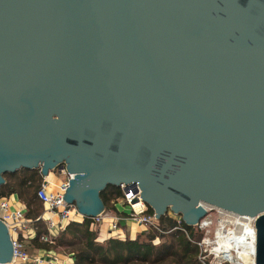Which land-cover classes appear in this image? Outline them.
Listing matches in <instances>:
<instances>
[{"label": "water", "instance_id": "95a60500", "mask_svg": "<svg viewBox=\"0 0 264 264\" xmlns=\"http://www.w3.org/2000/svg\"><path fill=\"white\" fill-rule=\"evenodd\" d=\"M33 168L84 216L136 183L158 218L250 217L264 264V0H0V186Z\"/></svg>", "mask_w": 264, "mask_h": 264}, {"label": "trees", "instance_id": "16d2710c", "mask_svg": "<svg viewBox=\"0 0 264 264\" xmlns=\"http://www.w3.org/2000/svg\"><path fill=\"white\" fill-rule=\"evenodd\" d=\"M4 178L0 198L16 194L24 204L25 217L33 221L40 215L43 206L36 196V190L42 184L39 168L5 173ZM100 197L106 211L121 214L116 206L122 197L118 186L107 185L100 192ZM148 212L153 210L149 208ZM157 223L162 232L145 229L134 238L108 237L100 242L95 224L91 219L84 218L80 222L68 223L50 243L39 239L40 235L47 234V228L42 220H38L33 222L36 235L31 242L37 248L54 249L69 256L72 258L69 264H204L199 259L197 245L203 235L202 229L186 225L183 221L178 225L167 213ZM18 238L23 240L25 236L20 233ZM155 240L159 242L155 243Z\"/></svg>", "mask_w": 264, "mask_h": 264}, {"label": "built area", "instance_id": "2783aa9c", "mask_svg": "<svg viewBox=\"0 0 264 264\" xmlns=\"http://www.w3.org/2000/svg\"><path fill=\"white\" fill-rule=\"evenodd\" d=\"M64 175V179L61 181L52 184L51 189H47V186L50 183H42L40 187L36 190V196L44 206V211L42 215L36 217L33 221L25 217V210L22 207L11 208L8 198H0V221H2L8 228L12 243V256L10 261L5 264H53L51 261L42 259L39 256L29 254L25 248L23 240H20V233H28L30 230L29 223L34 221L44 220L47 228V233L55 230L63 229L68 223L71 222H80L84 218L91 219L94 224L106 221L108 223V237H114L119 239H124L125 233L121 230L119 233L117 231L120 229V221L125 219L127 221H132L138 226H142L145 229H154L162 232L158 227V218L154 212L149 213V207L143 202L140 196V188L136 183H120L118 185L119 190L121 191L122 197L118 200L124 207L123 214H112L109 211L103 209L100 213L95 216L89 217L80 214L73 203H68L63 197L65 191L68 187V181L72 177L66 170L61 169L59 171ZM207 209V211L211 210ZM219 213L224 216L219 221L227 219L228 226L225 227V231L228 233H237L238 226L234 223L235 217L233 213L224 211L220 209ZM167 214L176 220L178 225L183 221L181 216L175 214L171 211H167ZM207 217L202 218L197 224L193 225L199 229H205L209 227L212 223L211 219ZM249 227L252 230V244H251V257L252 263L254 264V255H255V229L253 225V219L249 223ZM177 228V227H176ZM181 228V227H180ZM184 230L183 228H181ZM52 236V235H51ZM47 234H42L39 236L41 241L52 242V237ZM223 237H216L217 240L214 242L209 241L208 238L203 237L200 241L197 242V245L200 249L199 259L204 264H231L232 260L230 255H220L217 256L214 251V246L209 249H206L207 246H211L214 243L218 242V239ZM213 254V259L208 261L206 256L208 254ZM244 264V263H236Z\"/></svg>", "mask_w": 264, "mask_h": 264}, {"label": "crops", "instance_id": "0c3cea01", "mask_svg": "<svg viewBox=\"0 0 264 264\" xmlns=\"http://www.w3.org/2000/svg\"><path fill=\"white\" fill-rule=\"evenodd\" d=\"M54 171H58L57 169L52 170V172L54 173ZM59 172V171H58ZM51 172H49L47 174V176H42V183H50L47 186V189H51L52 184L57 183L60 181V179H62L63 177H52L51 179ZM60 173V172H59ZM62 174V173H61ZM63 175V174H62ZM64 179V178H63ZM8 200L10 202L11 208H17V207H22L24 208V204L22 202H20V200L18 199V196L16 194H12L8 197ZM116 206L119 209V213L122 214V212H124V207L122 206V204L120 202H116ZM25 210V209H24ZM44 211V206H42V212L40 213V215L43 214ZM114 214V213H112ZM117 214V213H115ZM45 224V221L42 220ZM46 225V224H45ZM29 227L30 230L28 231V233H23L25 238L23 239V243L25 244V249L27 248L29 251L28 253L31 255H36V256H40L42 259H45L47 261H51L53 264H63L66 262V264H69L72 262V258H70L69 256L63 255L61 253H59L58 251L54 250V249H40L35 247L32 242L31 239H33L36 235V227L34 226L33 223H29ZM119 230L117 231V233H119L121 230L125 233V236L130 237V238H134L139 232H141L142 230H144V228L141 226L136 225L135 223H133L132 221H127L125 219H122L120 221V225H119ZM95 229L97 231V240L98 241H104L108 238L109 236V232H108V223L106 221L100 222V223H96L95 224ZM58 233L57 228H55V230H52L49 234V232L47 233L48 236H51L52 238H54Z\"/></svg>", "mask_w": 264, "mask_h": 264}, {"label": "bare ground", "instance_id": "6f19581e", "mask_svg": "<svg viewBox=\"0 0 264 264\" xmlns=\"http://www.w3.org/2000/svg\"><path fill=\"white\" fill-rule=\"evenodd\" d=\"M206 209H210L209 205H204ZM213 208V207H212ZM220 211L219 208H217ZM235 217V224L238 226L237 233H228L225 231V225L229 222L227 219L222 220L220 229L216 232L217 237H223L218 239L217 243H214V251L217 256L229 255L232 260L242 262L244 264H253L251 257V244H252V230L249 227L251 221L250 217L233 215ZM25 248V244H24ZM29 251L27 248L25 249ZM40 257V256H39Z\"/></svg>", "mask_w": 264, "mask_h": 264}, {"label": "rangeland", "instance_id": "374dc122", "mask_svg": "<svg viewBox=\"0 0 264 264\" xmlns=\"http://www.w3.org/2000/svg\"><path fill=\"white\" fill-rule=\"evenodd\" d=\"M50 172H51V173H50V175H51V179H52L53 176H54V177H58V178H60V177H63V178H64V175H62V174L59 173L58 171H54V173H53L52 171H50ZM63 178H62V179H63ZM62 179H60V181H61ZM207 216H209L208 218L211 219L212 223L209 225V227H207V228H205V229H202V230H203L202 238L205 237V238H208L209 241L214 242L215 240H217V239H216V237H217L216 232L220 229L219 221L221 220V217H222V218H225V217L222 216V215L219 213V211H218V209H217L216 207H213L211 210L207 211L204 217H207ZM220 216H221V217H220ZM204 217H203V218H204ZM224 220H226V219H224ZM227 224H228V223H227ZM227 224L225 225L226 228H227V226H228ZM147 229H148V228H147ZM202 238H201V239H202ZM201 239H200V240H201ZM158 242H159L158 240H155V243H158ZM212 246H214V244L211 245V246H207L206 249H209V248H211ZM229 255H230V254H229ZM212 259H213V254L210 253V254H208V255L206 256V260L210 261V260H212ZM236 263H237L236 260H234V261L231 262V264H236ZM238 263H242V262H238ZM225 264H227V263H225Z\"/></svg>", "mask_w": 264, "mask_h": 264}]
</instances>
